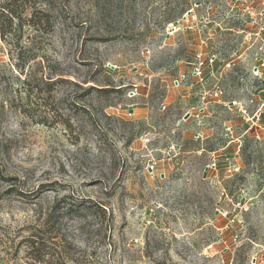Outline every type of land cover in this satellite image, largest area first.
<instances>
[{
  "label": "rangeland",
  "instance_id": "374dc122",
  "mask_svg": "<svg viewBox=\"0 0 264 264\" xmlns=\"http://www.w3.org/2000/svg\"><path fill=\"white\" fill-rule=\"evenodd\" d=\"M10 7L0 264H264V0Z\"/></svg>",
  "mask_w": 264,
  "mask_h": 264
},
{
  "label": "trees",
  "instance_id": "16d2710c",
  "mask_svg": "<svg viewBox=\"0 0 264 264\" xmlns=\"http://www.w3.org/2000/svg\"><path fill=\"white\" fill-rule=\"evenodd\" d=\"M17 1V0H14V2ZM37 1L38 3H47V5H51L54 0H35ZM69 1H72V0H69ZM11 4H13V0H9L5 3H3V5L1 6V12H0V16L3 17V16H8L11 15L12 17H17L19 15H17L15 9L11 8ZM49 11L46 10V9H42L40 7L36 8L35 10V15H36V21L34 22V24L36 25H42V18L43 16L44 17H48L49 15ZM12 17L10 19H12ZM2 23V27L4 26L3 25V21H1ZM3 32L5 33V29H3ZM100 208H102V206L99 205ZM44 243H40L39 245L35 246L33 245V250L35 253V259L38 260V261H44V262H51L50 259H47L46 258V255L49 254L50 252L48 251H45L46 249L44 248ZM33 252V251H32Z\"/></svg>",
  "mask_w": 264,
  "mask_h": 264
},
{
  "label": "built area",
  "instance_id": "2783aa9c",
  "mask_svg": "<svg viewBox=\"0 0 264 264\" xmlns=\"http://www.w3.org/2000/svg\"><path fill=\"white\" fill-rule=\"evenodd\" d=\"M203 55H204V53H200L198 55V61H197L198 64L195 67L196 74H198V75H201V73H202V65L204 64Z\"/></svg>",
  "mask_w": 264,
  "mask_h": 264
},
{
  "label": "water",
  "instance_id": "95a60500",
  "mask_svg": "<svg viewBox=\"0 0 264 264\" xmlns=\"http://www.w3.org/2000/svg\"><path fill=\"white\" fill-rule=\"evenodd\" d=\"M189 12H192V11H189ZM131 108V107H130ZM132 109V108H131Z\"/></svg>",
  "mask_w": 264,
  "mask_h": 264
}]
</instances>
